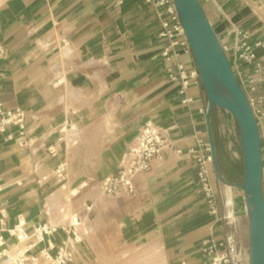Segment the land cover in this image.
<instances>
[{"label":"crops","instance_id":"obj_1","mask_svg":"<svg viewBox=\"0 0 264 264\" xmlns=\"http://www.w3.org/2000/svg\"><path fill=\"white\" fill-rule=\"evenodd\" d=\"M198 1L220 44L231 49L229 60L235 43H264V0ZM158 31L156 12L144 0H0V44L7 50L0 62V100L4 110L24 113L23 135L12 125L0 135V203H6L0 236L4 249L26 251L22 264H58L63 241L69 242L68 264H92V243L112 233L157 244L166 264H200L205 240L229 237L238 264H247L241 190L216 180L210 163L216 192L211 212L187 155L208 142L200 78L183 103L178 83L168 77L161 56L167 41ZM176 51L178 61L197 70L191 50ZM254 52L264 69V47ZM148 121L181 153L170 152L135 175V195H103L100 181L115 171ZM217 126L214 109L220 168L225 180L237 182L238 144L225 142ZM38 223L55 231L42 241L32 236L17 244L14 229L31 233Z\"/></svg>","mask_w":264,"mask_h":264},{"label":"built area","instance_id":"obj_2","mask_svg":"<svg viewBox=\"0 0 264 264\" xmlns=\"http://www.w3.org/2000/svg\"><path fill=\"white\" fill-rule=\"evenodd\" d=\"M156 12L159 24L158 36L167 41L161 56L167 64L166 71L171 81L178 83V94L184 96L183 103H188L190 98L186 97V90L191 84L198 83V70L190 69L184 63L177 60V47L184 52L191 49L188 45L181 21L179 19L174 0H144ZM264 47L260 42L254 46L245 43L232 46L233 55L231 60L227 54L230 48L226 45L221 47L229 61L233 75L242 89L248 104L252 110L256 121L259 137L260 149L263 163L264 182V89H259V84L264 80L263 66L256 61L254 48ZM7 56L6 48L0 44V62ZM4 78L0 70V82ZM17 126L20 135L24 134V113L20 109L12 111L4 110L0 100V135L4 134L9 126ZM10 138V136H7ZM20 146L24 147L26 141H20ZM180 154L181 151L174 147L171 139L166 133L151 122H146L138 134L129 143L123 152L115 171L104 177L100 181V191L103 195L111 197L133 196L135 187L133 178L135 175L150 171L156 164L162 162L168 153ZM194 160L197 183L203 200L208 205L211 212H215L216 192L210 178L209 164L211 163L209 142L198 144L197 147L189 148L187 151ZM237 183H241L238 179ZM85 183L83 184V186ZM242 192V191H241ZM264 193V190H263ZM243 198L244 194L242 192ZM245 199V198H244ZM5 202L0 203V232L4 230L6 220ZM244 213L247 216L246 205ZM79 222V221H78ZM55 231V227L45 223H38L32 226L31 233L25 231L21 226L14 229L13 236L17 244L25 243L32 236L36 241H42L43 235ZM4 240L0 236V260L10 261V264H22L26 262L25 250L13 248L6 250L3 248ZM31 246V245H30ZM68 241H63L58 248L56 260L58 264H68L71 261L68 253ZM200 264H238L237 253L232 240L227 237L221 241L207 239L203 242L201 250ZM46 259H50L48 254L42 251Z\"/></svg>","mask_w":264,"mask_h":264},{"label":"water","instance_id":"obj_3","mask_svg":"<svg viewBox=\"0 0 264 264\" xmlns=\"http://www.w3.org/2000/svg\"><path fill=\"white\" fill-rule=\"evenodd\" d=\"M188 45L207 97L205 120L215 179L237 186L244 194L248 222V264H264V193L260 137L252 110L198 0H174ZM230 113L239 129L241 183L225 180L220 168L212 114Z\"/></svg>","mask_w":264,"mask_h":264},{"label":"rangeland","instance_id":"obj_4","mask_svg":"<svg viewBox=\"0 0 264 264\" xmlns=\"http://www.w3.org/2000/svg\"><path fill=\"white\" fill-rule=\"evenodd\" d=\"M215 111L218 119L216 128L220 129L221 138L223 137L225 142H228V138H233L239 147V129L235 119L221 108H215ZM99 237L103 236L99 235ZM103 238L104 240L100 239L92 243V264H158L159 258L162 257L161 248L152 242L127 241L123 238L119 239L113 233Z\"/></svg>","mask_w":264,"mask_h":264},{"label":"bare ground","instance_id":"obj_5","mask_svg":"<svg viewBox=\"0 0 264 264\" xmlns=\"http://www.w3.org/2000/svg\"><path fill=\"white\" fill-rule=\"evenodd\" d=\"M84 233H86V232H84ZM158 264H166V260H165V258L163 256L161 258H159Z\"/></svg>","mask_w":264,"mask_h":264}]
</instances>
